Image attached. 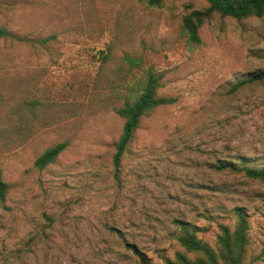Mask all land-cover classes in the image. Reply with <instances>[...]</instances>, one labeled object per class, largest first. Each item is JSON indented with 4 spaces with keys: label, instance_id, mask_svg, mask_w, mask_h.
<instances>
[{
    "label": "rangeland",
    "instance_id": "obj_1",
    "mask_svg": "<svg viewBox=\"0 0 264 264\" xmlns=\"http://www.w3.org/2000/svg\"><path fill=\"white\" fill-rule=\"evenodd\" d=\"M203 0H0V117L21 100L40 106L5 138L0 169V264H137L135 243L156 264L182 250L173 219L191 221L214 243L233 207L249 220L252 257L264 264V183L216 170L217 157L264 161V81L226 91L264 68V16L213 17L198 44L182 28ZM100 50L109 51L102 62ZM127 58L135 62L128 64ZM174 102L143 116L118 172L116 106L144 88ZM17 114L14 115V117ZM14 121V119H13ZM67 142L53 164L35 159ZM223 191L216 192L213 188ZM215 215L216 218H209Z\"/></svg>",
    "mask_w": 264,
    "mask_h": 264
},
{
    "label": "trees",
    "instance_id": "obj_2",
    "mask_svg": "<svg viewBox=\"0 0 264 264\" xmlns=\"http://www.w3.org/2000/svg\"><path fill=\"white\" fill-rule=\"evenodd\" d=\"M149 5L160 7L163 0H144ZM205 6L201 9H189L182 17V28L189 39L198 44L199 28L213 17L231 18L237 22H243L252 18L264 16V0H203ZM13 37L4 27H0V39ZM102 62L109 59V51L100 50ZM128 64H133V58H127ZM264 81V68L248 73L242 79L233 81L227 89L228 94H234L245 84ZM157 77L149 73L146 84L141 92L131 93L122 103L116 106L115 111L123 119L121 134L114 142L112 163L114 170L119 171L124 156L129 154L136 139L143 116L159 106L171 104L174 99L157 94ZM40 106L36 99L21 100L11 106L7 114L0 117V137L5 138L12 131H16L20 125L26 123L27 113L32 114ZM17 116L14 117V115ZM14 119V121H13ZM67 142H59L46 148L34 161V165L43 169L53 164L61 152L66 148ZM211 168L216 170H229L241 172L246 177L264 183V161L246 155L232 157H217L211 162ZM213 188V191H223ZM8 192V183L3 180L0 169V202L4 203ZM234 219L232 226L218 223L219 232L214 243H210L199 236L201 228L191 221L173 219L174 230L169 234L182 250H176L172 257L160 254L164 264H248L252 257L251 239L249 235V220L244 207L237 206L231 209ZM209 218H216L208 215ZM124 241V247L135 258L137 264H156L135 243L126 241L123 234L113 229Z\"/></svg>",
    "mask_w": 264,
    "mask_h": 264
}]
</instances>
